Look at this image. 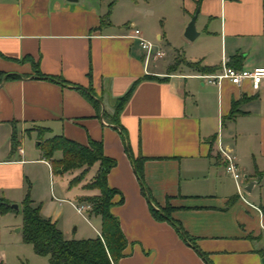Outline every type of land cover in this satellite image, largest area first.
Returning <instances> with one entry per match:
<instances>
[{"label":"crops","instance_id":"crops-1","mask_svg":"<svg viewBox=\"0 0 264 264\" xmlns=\"http://www.w3.org/2000/svg\"><path fill=\"white\" fill-rule=\"evenodd\" d=\"M129 1L147 2L149 10L139 8L138 21L120 23L106 17L102 0H0V73L18 76L0 80V200L9 206L0 212V246L6 217L25 198L65 239L99 235L100 217L89 213L94 226L75 209L77 198L98 191L81 183L72 192L42 157L41 142L63 137L81 145L100 142L104 156L116 162L106 179L120 193L110 213L127 241L117 264H206L150 207L168 208L212 264H264V87L198 78L222 65L264 68V0ZM195 14L198 36L190 42L184 31ZM136 29L163 50V58L145 61ZM37 70L68 86L39 79ZM145 76L153 79L136 86L118 128L113 115L119 99ZM120 128L132 157L144 159L150 203ZM219 145L235 156L250 205L225 173ZM75 172L66 174L72 179ZM78 217L86 237H74Z\"/></svg>","mask_w":264,"mask_h":264},{"label":"trees","instance_id":"trees-1","mask_svg":"<svg viewBox=\"0 0 264 264\" xmlns=\"http://www.w3.org/2000/svg\"><path fill=\"white\" fill-rule=\"evenodd\" d=\"M105 19L106 17H102L101 23ZM187 65L194 64L187 63ZM35 74L39 79H46L61 86H68L61 78L44 76L38 70ZM17 78L18 76L16 75L0 73V80ZM147 79L153 78L145 76L137 80L119 99L113 115L114 123H116L118 128L120 126L117 123V117L123 105L127 102L136 86ZM77 89L79 90V88ZM120 134L124 141L125 151L133 164L141 193L150 203V195L145 186L142 171L144 159L142 157L136 159L132 157L127 137L122 128H120ZM40 150L43 159L50 162L54 174H57L58 171H60V174L79 171V174L69 181V189L81 184L89 170L95 164L98 165L91 182L82 186L84 190H96L98 193L92 196H81L77 200L78 204H86L89 207L88 213L100 217V232L95 238L67 240L50 220L41 216L39 206H33L31 201L25 198L21 208L23 242L31 245L35 254L47 257L49 264H117L124 256L123 251L126 248L127 241L120 229L117 218L110 213L112 199L115 195L120 194L118 190L109 188L106 180L108 172L116 164L115 160L104 156L102 144L91 139L88 140L87 145H81L63 137H53L41 142ZM56 152L61 153V158L58 160L53 158ZM122 201L123 199L121 198L120 202ZM8 210L9 206L3 200H0V212L3 213ZM150 210L156 220L169 223L180 238L194 249L206 264H212L208 257L198 249L195 241L189 238L179 224L170 217L168 208L155 210L150 207Z\"/></svg>","mask_w":264,"mask_h":264},{"label":"rangeland","instance_id":"rangeland-1","mask_svg":"<svg viewBox=\"0 0 264 264\" xmlns=\"http://www.w3.org/2000/svg\"><path fill=\"white\" fill-rule=\"evenodd\" d=\"M102 3L103 8L105 9L106 17L120 23H123L126 20L131 22L138 21L139 14L136 10L139 8L142 9V11L145 10V8L147 11L149 10L146 5L148 3L144 1L138 3L137 5L129 0H120L119 3H116L115 0H102ZM169 31L170 33L176 35L175 31H173L171 27L169 28ZM184 40H186L185 37ZM151 43L154 44L153 42ZM75 173L76 176L79 174V171ZM55 178L60 184L65 185L66 187H68V183L71 180L70 175L66 173L62 175L56 174ZM90 178L88 179V176L87 178L85 177L82 181V183H84L83 185L89 184L92 180ZM71 190L72 192L78 191V188L73 187ZM84 217L89 223H91V225L96 226L95 221L91 220L88 212L84 214ZM5 222V235L2 246H0V264H49L47 257L35 254L32 246L23 242L21 233L22 215L20 208L16 211H12L11 214L6 217ZM77 228H79V230L75 232ZM83 228H85L83 217H78L77 220H73L71 229H75V238L80 237V235L81 237H86L85 234H81V230H83ZM88 233L91 234L90 231ZM84 239L88 238L86 237Z\"/></svg>","mask_w":264,"mask_h":264},{"label":"built area","instance_id":"built-area-1","mask_svg":"<svg viewBox=\"0 0 264 264\" xmlns=\"http://www.w3.org/2000/svg\"><path fill=\"white\" fill-rule=\"evenodd\" d=\"M133 38L138 41L140 48L144 52L146 62L150 59L163 58V50L156 48L154 44L143 39L139 30H134ZM198 78L211 85L219 84L224 80H227L234 86H241L244 82H249L254 90H260L264 87V68L237 70L226 65H222L221 70L216 74H204ZM218 154L224 162L225 173L236 183L239 198L247 205H250L243 196V191L240 186L242 175L236 164L235 156L229 149L221 145L218 146ZM75 209L81 216H84V214L89 210V207L86 204H76Z\"/></svg>","mask_w":264,"mask_h":264},{"label":"water","instance_id":"water-1","mask_svg":"<svg viewBox=\"0 0 264 264\" xmlns=\"http://www.w3.org/2000/svg\"><path fill=\"white\" fill-rule=\"evenodd\" d=\"M195 19H196V14L191 18L190 22L188 23L184 31L185 39L190 42L194 41L196 37L198 36V33L196 32V29H195ZM58 172L60 173V171ZM10 208L16 210L17 206L11 205Z\"/></svg>","mask_w":264,"mask_h":264}]
</instances>
